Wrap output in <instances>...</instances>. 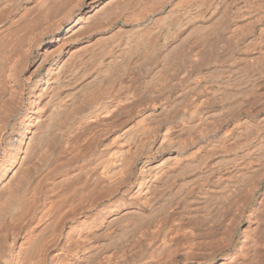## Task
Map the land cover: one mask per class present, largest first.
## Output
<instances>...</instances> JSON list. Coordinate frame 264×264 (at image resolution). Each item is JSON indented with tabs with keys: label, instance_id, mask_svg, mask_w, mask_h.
Listing matches in <instances>:
<instances>
[{
	"label": "bare ground",
	"instance_id": "obj_1",
	"mask_svg": "<svg viewBox=\"0 0 264 264\" xmlns=\"http://www.w3.org/2000/svg\"><path fill=\"white\" fill-rule=\"evenodd\" d=\"M64 1L0 8V264H264V0Z\"/></svg>",
	"mask_w": 264,
	"mask_h": 264
},
{
	"label": "rangeland",
	"instance_id": "obj_2",
	"mask_svg": "<svg viewBox=\"0 0 264 264\" xmlns=\"http://www.w3.org/2000/svg\"><path fill=\"white\" fill-rule=\"evenodd\" d=\"M21 1H22V2H21ZM23 1H24V2H23ZM28 1H29V2H28ZM37 1H38V3L36 2V0H35V1H34V0H27V1H26V0H0V8L4 11L5 8L9 9V8L14 7L13 5H15V7H16L17 4H18V6H20V5H23V4L25 5V4H29V3H30L29 5L31 6L32 4L34 5L35 2H36V4L38 5L37 7L41 6V4H42V5L46 4V5H44V6H49V4H51L53 1H54V3H52V5H53V4L55 5V4L57 3L59 6H62L64 0H62V5H61V3H60L61 0H57V1H56V0H37ZM65 1H67V0H65ZM65 1H64V2H65ZM121 1H123V0H112V1H110V2H111L110 4H111V5H114V4H115L116 6H120V5H119V4H120L119 2H121ZM124 1H126V3H125ZM124 1H123L124 4L122 3L123 5H126V4H128V5H129V4H133V2H134V0H124ZM127 1H128V2H127ZM148 1H149V3H150L151 5H154V4H155V7H157L158 5L160 6V4L162 5V4L167 3L168 0H164V3H163V1H161V2L159 1V2H158V0H157V1H156V0H135V3H134V4H137V3L141 2V4H140V3L138 4V6H140L139 8H141V6H142V7H145V4L147 5V2H148ZM175 1H177V2H179V1H180V2H185L186 0H175ZM17 2H20V3H17ZM41 2H42V3H41ZM43 2H45V3L43 4ZM5 4H6V5L13 4V5H9V6L7 7ZM19 4H20V5H19ZM36 4H35V6H34L35 8H37V7H36ZM47 4H48V5H47ZM107 4H108V3H107ZM122 4H121V5H122ZM156 4H157V5H156ZM33 5L31 6V8L33 7ZM4 6H5V7H4ZM11 6H12V7H11ZM44 6H43V7H44ZM55 6H56V5H55ZM55 6H54V7H55ZM148 6H149V5H147V6L145 7V9H146ZM3 7H4V8H3ZM152 7H153V6H149L148 8H152ZM155 7H153V8H155ZM39 8H40V7H39ZM55 8L57 9V8H59V7L56 6ZM1 9H0V11H2ZM7 9H5V10L8 11ZM33 9H34V8H32V10H33ZM140 10H143V8H141ZM0 13H1V12H0ZM6 13H7V12H6ZM18 16H19V15H18ZM253 34H254V35H253ZM256 34H259V33L257 32V29H255V31H254L253 33H250V35L248 36V38H251V37H252L253 39H256V40H257V39H258V36H256ZM254 37H255V38H254ZM256 37H257V38H256ZM253 39H252V43H254V40H253ZM250 43H251V42H250ZM221 45H222V46H221L222 49H221V48H218V50H219L221 53L228 52L229 54H230V53L232 54V52H234L232 49L224 50L225 47L223 48V46L225 45V43H224V44L222 43ZM249 45H251V44H249ZM249 47H253V44H252L251 46H249ZM220 49H221V50H220ZM218 50H217V51H218ZM222 50H223V51H222ZM219 51H218V52H219ZM263 51H264V48H263L262 51H260V53H262ZM258 53H259V52H258ZM258 53H257V55H255V56H256V57H255V60H256L257 62H256V61H254V62H256V63H260V61H261L262 64H264V62H263V60H264L263 58H264V57H262L264 53H262L261 55L259 54V56H258ZM257 56H258V57H257ZM260 56H261V57H260ZM259 57H260V59H259ZM261 58H262V59H261ZM263 100H264V99H263ZM260 102H261L262 104H259V105H260V106H264V103H263L264 101H262V99L260 100ZM261 113H263V112L260 111V113H258V114H261Z\"/></svg>",
	"mask_w": 264,
	"mask_h": 264
}]
</instances>
